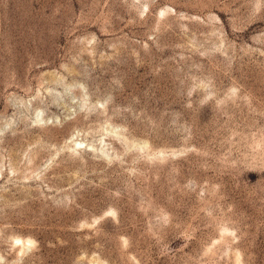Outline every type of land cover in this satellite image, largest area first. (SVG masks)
<instances>
[{
    "label": "rangeland",
    "instance_id": "1",
    "mask_svg": "<svg viewBox=\"0 0 264 264\" xmlns=\"http://www.w3.org/2000/svg\"><path fill=\"white\" fill-rule=\"evenodd\" d=\"M0 264H264V0H0Z\"/></svg>",
    "mask_w": 264,
    "mask_h": 264
}]
</instances>
